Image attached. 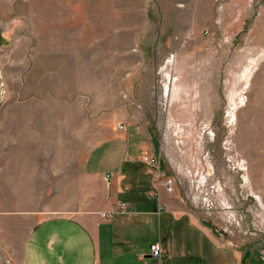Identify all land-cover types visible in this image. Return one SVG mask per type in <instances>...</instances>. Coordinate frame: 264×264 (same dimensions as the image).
<instances>
[{"label": "rangeland", "instance_id": "1", "mask_svg": "<svg viewBox=\"0 0 264 264\" xmlns=\"http://www.w3.org/2000/svg\"><path fill=\"white\" fill-rule=\"evenodd\" d=\"M130 126L217 241L264 264V0H0V180L41 168L37 196L0 197L72 199L49 194L63 170Z\"/></svg>", "mask_w": 264, "mask_h": 264}, {"label": "crops", "instance_id": "2", "mask_svg": "<svg viewBox=\"0 0 264 264\" xmlns=\"http://www.w3.org/2000/svg\"><path fill=\"white\" fill-rule=\"evenodd\" d=\"M142 136L130 126L120 142L124 149L108 152L107 159L101 147L94 149L77 164L76 181L63 170L64 185L61 181L53 185L50 190L55 191L49 194L76 196L61 198L51 210L37 209L30 200L10 202L19 194L10 195L12 191L2 186L0 264H259L254 257L240 258L234 248L223 246L180 196L158 184L141 161L146 152ZM18 159L11 178L5 169L0 181L28 182L27 193L20 196H37L41 168L27 164L28 158ZM91 179L101 187L91 188ZM83 180L86 186L78 191ZM154 244L163 249L159 260L151 254Z\"/></svg>", "mask_w": 264, "mask_h": 264}, {"label": "built area", "instance_id": "3", "mask_svg": "<svg viewBox=\"0 0 264 264\" xmlns=\"http://www.w3.org/2000/svg\"><path fill=\"white\" fill-rule=\"evenodd\" d=\"M120 129H124L125 127L122 124H119ZM141 161L145 163L146 166L153 172V176L155 180L158 182L159 185H163L165 191L168 193H172L175 186V179L173 177H167L163 173V170L160 166V159L159 157H155L151 154H143ZM122 209H125V204L121 205ZM110 214H103V218H109ZM151 254L156 259H161L163 257V249L161 248L160 244L151 245Z\"/></svg>", "mask_w": 264, "mask_h": 264}, {"label": "bare ground", "instance_id": "4", "mask_svg": "<svg viewBox=\"0 0 264 264\" xmlns=\"http://www.w3.org/2000/svg\"><path fill=\"white\" fill-rule=\"evenodd\" d=\"M164 91H165V94L168 96L170 93V86L169 85L165 86Z\"/></svg>", "mask_w": 264, "mask_h": 264}]
</instances>
